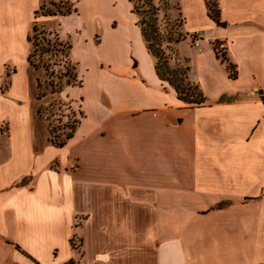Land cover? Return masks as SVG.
Wrapping results in <instances>:
<instances>
[{"label":"crops","instance_id":"crops-1","mask_svg":"<svg viewBox=\"0 0 264 264\" xmlns=\"http://www.w3.org/2000/svg\"><path fill=\"white\" fill-rule=\"evenodd\" d=\"M216 1L214 20L206 0H175L184 32L203 35L176 45L199 105L158 76L128 0L113 1L124 23L81 0L42 19L69 40L79 81L64 94L81 115L58 147L34 125L41 0H0V264H37L19 249L39 264H264V0Z\"/></svg>","mask_w":264,"mask_h":264},{"label":"rangeland","instance_id":"rangeland-1","mask_svg":"<svg viewBox=\"0 0 264 264\" xmlns=\"http://www.w3.org/2000/svg\"><path fill=\"white\" fill-rule=\"evenodd\" d=\"M91 1L98 4L97 11L101 13L102 17L115 16L120 23H124L122 9L113 3L117 0H81V9H85ZM105 1L108 4L104 3ZM209 1L213 4L212 8L215 9V0ZM111 2L112 4H110ZM74 3L75 0H41L42 8L35 16L40 20L34 21L29 31L28 69L33 82L34 125L39 139H45L47 133L51 144H53L52 139L55 141L64 139L75 128L81 111L78 102L69 100L64 94L67 86L77 84L78 81L77 66L69 56V40H64L59 36L57 22L42 20L46 16H51L42 15V13L59 9L65 10L68 7L73 9ZM133 4L142 6L140 8L143 9L142 12L137 13L139 17L136 14H131L133 19H145L144 27L151 34L149 38L153 51L151 55L161 75L184 88V91L190 94L189 97H195L197 89L195 84L189 80L188 63L181 58L176 48L179 42L187 40L190 44L189 39L192 41V34H186L183 30L182 17L177 3L175 0H131L130 7ZM61 34L64 35V31ZM99 36L100 33H97L95 41L99 40ZM176 39L178 41H175ZM216 45L218 49H223L218 41ZM225 57L227 58V56ZM7 81L8 78L5 77L2 85L4 86ZM196 97L198 99V96ZM52 167L55 168V164ZM69 244L72 251L79 257L81 238L77 234H73L69 238ZM19 250L39 264L27 252ZM53 254H56V251ZM63 264H76V260L70 259Z\"/></svg>","mask_w":264,"mask_h":264},{"label":"trees","instance_id":"trees-1","mask_svg":"<svg viewBox=\"0 0 264 264\" xmlns=\"http://www.w3.org/2000/svg\"><path fill=\"white\" fill-rule=\"evenodd\" d=\"M128 1L131 2V0H128ZM206 5H207V12H208L209 17L214 19V20H217L218 19V14H219L217 1L215 0V5H216L215 9L212 8L213 4L210 3L209 0H206ZM41 8H42V6H40V8L35 12V16L39 13V10ZM140 8H142V6H137L136 4H133L132 13H134L136 15H137L138 12L141 13L143 9H140ZM73 10H74V8L72 9L71 7H68L65 10H60L59 9V10L52 11V12L51 11H45L44 13H42V15H56V14H62L63 15V14H69ZM137 16L139 17V15H137ZM144 23H145V19L144 18H141V19L138 18L137 24L140 26V30H141L142 36H143V38L145 40L146 47H147L149 53L152 54L153 51L151 50V46H150V43H149V38H150L151 34L147 31V28L144 27ZM182 23H183V21H182ZM175 41H178V39H176ZM216 42L213 43V47H214V49L216 51L217 56L221 59L222 62L225 63L229 77L235 78L236 75H237L235 65L233 63H231L228 60V58L225 57L226 53H225L224 49H218L217 48ZM221 50H222V52H220ZM29 57H30V55H28V61H29ZM155 68H156V72H157L158 76L162 80L167 81L175 89V91L177 93V97L180 100H182L183 102H185L188 105H199V104L204 102L205 98H204L202 92L200 91V89L197 87V85H195V88L197 89V92L195 93V97L193 96L191 98V97H189L190 94H187L184 91L185 90L184 88H181L178 84L174 83L169 78H166L163 75H161V73L159 72L156 64H155ZM76 77H75V80H76ZM77 84H79V81H77ZM72 85H75V84H72ZM196 96H198V99H197ZM73 131H74V129L70 133H68L65 136L64 139H61L59 141H55L54 139H52L51 140L52 143L55 146L62 147L66 143V141L72 136ZM17 248H18V246H17Z\"/></svg>","mask_w":264,"mask_h":264},{"label":"built area","instance_id":"built-area-1","mask_svg":"<svg viewBox=\"0 0 264 264\" xmlns=\"http://www.w3.org/2000/svg\"><path fill=\"white\" fill-rule=\"evenodd\" d=\"M203 35L201 32L192 33L191 39L192 44L196 45L197 42L202 39Z\"/></svg>","mask_w":264,"mask_h":264},{"label":"water","instance_id":"water-1","mask_svg":"<svg viewBox=\"0 0 264 264\" xmlns=\"http://www.w3.org/2000/svg\"><path fill=\"white\" fill-rule=\"evenodd\" d=\"M217 23H218L219 25H222V26L225 25L224 23H221V22H219V21H218ZM257 93H262V91H261V90H258Z\"/></svg>","mask_w":264,"mask_h":264}]
</instances>
